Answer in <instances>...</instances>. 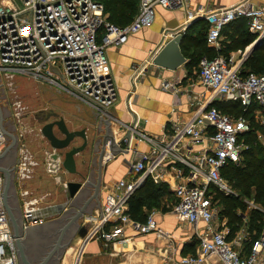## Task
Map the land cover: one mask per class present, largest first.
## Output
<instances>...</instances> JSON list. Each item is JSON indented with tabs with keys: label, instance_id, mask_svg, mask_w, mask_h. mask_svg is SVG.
<instances>
[{
	"label": "built area",
	"instance_id": "built-area-1",
	"mask_svg": "<svg viewBox=\"0 0 264 264\" xmlns=\"http://www.w3.org/2000/svg\"><path fill=\"white\" fill-rule=\"evenodd\" d=\"M186 2L189 0H139L133 20L120 26L107 20L100 0H0V73L23 74L49 84L105 116L117 99L108 48L121 47L131 35L152 26L158 6L175 9L189 6ZM200 18L208 24V46L217 51L223 48V29L240 19L246 20L255 39L244 50L201 58L199 78L208 95L203 101L196 98L192 102L191 117L174 122L168 134L156 138L133 124L128 125L130 137L123 136L119 154H135L129 161L132 177L119 179L107 194L99 221L92 223L94 232L107 244H126L132 238L125 236L129 227L137 235L155 233L169 238L172 244V233L159 226L155 209L144 222L131 218L128 213L131 195L145 180L150 177L155 182H163L171 168L176 180L170 187L175 198L171 211L178 222L192 227L198 242L195 251L187 254L170 247L167 263L203 264L216 257L222 264H264V229L246 253L242 243L247 240V231L244 229L234 239H228L230 228L221 222L219 207L211 192L212 187L223 192L229 190L222 169L230 162L239 163L243 159L248 145L241 136L252 128L245 116L224 113L215 102L236 101L245 108L255 103L260 122L264 123V72L244 73L242 68L252 46L259 41L260 45L264 43V0H238L212 9L197 3L187 12L182 29ZM146 66L135 67L134 75L144 72ZM163 87L173 86L165 82ZM3 120L0 105V153L8 150ZM132 136L136 142L147 143L148 149L138 150L132 145ZM51 153L47 170L60 173L61 160H54ZM117 155L108 152L103 162ZM57 182H60L59 176ZM4 187L5 178L0 172V264H21ZM42 222L33 208L27 207L22 214L23 229Z\"/></svg>",
	"mask_w": 264,
	"mask_h": 264
},
{
	"label": "crops",
	"instance_id": "crops-1",
	"mask_svg": "<svg viewBox=\"0 0 264 264\" xmlns=\"http://www.w3.org/2000/svg\"><path fill=\"white\" fill-rule=\"evenodd\" d=\"M236 1L238 0H219V2L212 0H189L190 4L186 2L189 6H182L175 9H166L158 6L152 26L131 35L127 43L121 47L108 48L107 56L109 59V69L117 88V99L113 105L108 107V111L112 115H108L109 118L100 114L90 105L75 99L67 93L55 89L54 92H57L56 94L59 95V100H56V98L53 100L52 98L45 99L47 103L45 108L51 106L58 111L64 116L71 129L86 128V133L89 139L87 148L76 156L79 175L66 174V179L80 181L83 180L80 175L82 174V176H86L87 180L91 181L93 184L97 183L99 179L101 182L100 202L92 200L88 204L85 215L77 223L73 224L66 230L63 241L72 238L77 232L78 227L83 223L87 221H90L91 223L99 221L100 211L105 204L106 196L109 192L113 191L115 183L119 179H131L132 177V173L129 170V161L135 157V154L130 153L122 155L119 154V152L117 153L118 155L116 158H113L105 164L103 162L102 175H99V150L96 147L97 139L105 134V129L107 128L105 127L106 125L102 123V121H104L102 118L111 121V133L115 135L117 140H120L123 136H126V134L129 133L127 128L130 124L135 125L144 133L157 138L164 133L168 134L174 122L186 121L189 119L194 112V105H192V102H194L196 98L203 101L208 95V92L205 91V88L202 85L199 74L196 79L193 77L197 72L195 67L190 68L185 64L176 70H166L152 66L148 71L144 70V74L138 73L134 75L133 66L137 65L142 68L147 65L146 67H148L149 63L147 64V62L150 55L158 51L163 43L170 39L173 31L182 30V27L186 24L187 12L192 10L195 4L201 3L204 4L207 9H212L218 4L230 5ZM194 23L196 24L197 21ZM223 42L224 41H222V44ZM187 61L189 62L190 60L187 58ZM165 82L170 83L173 87L168 89L164 88L163 85ZM51 91L53 92V90ZM63 100L66 102L65 105L62 104ZM257 115L258 117L256 116V119L257 121H260L259 114ZM40 127H42V123ZM40 136L42 137L43 145L42 176L37 171L35 174L26 171L27 175H23L28 181L23 185L19 184L17 187L14 185L17 190L15 192L19 207L15 205L16 210L14 211L13 216L18 223L22 248L31 264H33L31 260H33L40 252V250L34 246L33 240L35 237L32 238L35 230H42L43 250V246L52 238V236L56 235L58 232V237L60 236L62 228L59 229L57 225L64 224L65 226L70 218L77 212V209L88 199V195H91L93 192L89 191V194L83 195L72 207H62L68 200L67 194L62 191L61 182H57V177L60 173H50L47 170V158L52 150L50 149L47 139L43 137L41 133ZM132 139V145H136L138 150L145 151L148 149L147 143L136 142L133 136ZM81 142L82 138L77 137L74 144L79 145ZM196 149H199V147H196ZM108 152L109 151H107V153ZM28 153L36 155L39 151H28L26 148H23V152L21 153L17 150L11 152L6 150L0 153V168L6 167L4 165L7 164L4 163L8 159L13 161L11 167H14L19 160V154L21 157L20 161L23 162L22 165L24 163L26 164V161H30ZM31 154L30 156L33 157ZM13 169H16V171L13 170V179H15V173H18V170L20 169L19 167ZM163 182H166L169 187H172V185L175 184L176 180L171 168L165 173ZM23 193L30 195L34 200H31L24 206L21 205V195ZM164 199L165 198L162 200ZM174 202L175 199L172 198L171 204L166 203V205L173 206ZM27 207L33 208L34 213L38 217H41L43 222L38 225L30 226L27 229H23L22 214ZM170 217L172 219L174 218L178 223V219L173 214V211H158L156 214V220L161 228H163V225L168 224ZM221 222L227 225V220L225 218L221 219ZM244 227L245 226H243L237 234L242 233L241 231L244 230ZM245 228L247 230L246 234L248 240L250 239L251 234L247 227ZM94 229L95 225L92 224L89 229L88 238L85 240H79L74 243L75 245H71L72 250L75 249L81 253L84 262L83 264H166V255L171 251L168 250L167 252L169 253L164 252V245L171 246V248L176 247L178 249L177 252L182 250V253L183 249L192 242V238L196 241L195 247H193L194 250L196 249L198 242L197 238L194 236L192 227V233L188 236L183 233H177L176 230H173L172 226L168 227L167 231L172 233L173 237L172 244L170 242L167 243L164 237H159L155 233L137 235L129 227L125 230V236L132 237L131 241H128L126 244H107L104 240L97 237ZM178 239L182 241L178 242ZM247 240L242 243L245 252H247L245 248V242ZM17 248L20 262L21 264H24L21 260L19 247ZM193 248L188 250V252L193 250ZM51 249L49 251H51ZM48 252L46 254H48ZM66 253L62 256V261H67L70 256ZM203 264L222 263L218 259L212 260L209 258Z\"/></svg>",
	"mask_w": 264,
	"mask_h": 264
},
{
	"label": "trees",
	"instance_id": "trees-1",
	"mask_svg": "<svg viewBox=\"0 0 264 264\" xmlns=\"http://www.w3.org/2000/svg\"><path fill=\"white\" fill-rule=\"evenodd\" d=\"M105 7L107 20L111 23L124 26L129 24L138 12L139 0H100ZM202 27H199V26ZM208 24L200 19L193 23L187 30L182 40L181 47L185 56L190 60L187 65L192 68L198 66L203 56L214 57L218 54L229 55L239 49L244 50L255 39L249 32L246 20L240 19L230 23L222 31L224 36L223 48L215 50L207 44ZM264 43L252 52L242 68L247 72H264ZM215 105L224 113L234 117L245 116L251 121L252 128L244 133V139L250 147L243 152V159L239 163L230 162L222 169V177L227 175L229 182L238 190V194H229L212 187L213 199L221 205L220 219L227 220L230 228L228 239L232 240L237 232L247 227L251 237L245 242L246 253H249L256 239L260 236L264 226V145L258 139L260 132L264 134V123L257 121V105L252 103L245 108L236 101H217ZM262 135V134H261ZM263 137V135H262ZM170 193L174 198L173 191L166 182H155L152 178L145 180L128 201V213L131 218L144 222L147 215L155 207H160L162 199ZM173 195V196H172ZM175 199V198H174ZM252 202L253 205H250ZM172 205H164L165 211H171ZM145 209H150L148 212ZM196 241H192L182 254L194 252ZM188 252V250L192 249Z\"/></svg>",
	"mask_w": 264,
	"mask_h": 264
},
{
	"label": "rangeland",
	"instance_id": "rangeland-1",
	"mask_svg": "<svg viewBox=\"0 0 264 264\" xmlns=\"http://www.w3.org/2000/svg\"><path fill=\"white\" fill-rule=\"evenodd\" d=\"M212 1L219 2V0H212ZM199 27H202V26L200 25ZM261 65H263V68H264V62ZM152 66L154 65L149 64L148 67H146L145 71H148V69ZM135 67H137V65H134L133 69ZM195 68L197 72L196 74L193 75V77L196 79L199 74V69H198V66H195ZM145 71L142 73L144 74ZM50 89L53 90V92ZM54 89L57 90L55 87H52L46 83H41L39 81H36L27 75H23V74L22 75L21 74L10 75V74H5V73H0V105L2 108V117L4 119L3 121H4L6 134H7L6 146L8 147V151L17 150L19 153H21L23 152V148L24 149L26 148L28 151H32V150L39 151V153H37L36 155H32L30 153L33 157H31L30 154L28 153L30 161L29 162L26 161V164L24 163L23 165H22L23 162L20 161L21 157L19 154V157H18L19 160L18 161L16 160L17 164H15L16 162L14 163L15 164L14 168L19 167L20 170H18V173H15V177H14L15 179H13L14 171L10 172L12 176V180H10V184L8 188V194H9L8 204L10 206V210L12 214L16 210L15 205L19 207V203L16 197V192H15L17 190L15 187H17L19 184L23 185L25 182L28 181V179L24 177V175L25 176L27 175L26 171L31 174H35L37 171L42 176V146L43 145H42V137L40 136L41 132H39V129L41 128L40 127L41 123L38 122L34 118V115H35V112L46 107V104H47L45 101L46 98L47 99L52 98V100L56 98V100H59L58 99L59 95L56 94L57 92L56 93L54 92L55 91ZM62 104L64 105L66 104L65 100L62 101ZM255 115L258 117L257 113H255ZM260 133L263 135V137H259L258 139L264 145V134L262 132ZM243 138H244L242 139L243 142L247 144L248 147H250L249 144L245 141V137ZM45 146H46V143H45ZM4 164H7V165H4L6 166L5 168L12 169L13 167V166L11 167V165L13 164V161L10 159L6 160ZM3 176L5 178V175ZM226 177L227 175H224L223 179L227 183L229 190L226 191L225 193L234 194V195L238 194V190H236L233 187V184L229 182V180ZM21 196H22L21 205L23 206L26 203H29L31 200H34L32 199L30 195H27L25 193H23ZM164 198L165 199L162 200V204L160 205V207H155L153 209H155L156 211L158 210L160 212H170L168 210L165 211V209H163V204L164 205H166V203L171 204L172 202V197L170 193H168ZM249 203L250 205H253L252 202H249ZM149 210L150 209H146L147 212ZM220 211H221V205L219 204V212ZM63 226L64 224L57 225L59 229H61ZM170 226H172L173 230H176L177 233L179 234L183 233L184 235L188 236L189 234L192 233V229L189 225L182 224L180 222L177 223V221H175L174 218L172 219L171 217L169 218L168 224L163 225V229L167 230V228ZM244 229L246 230L245 227ZM33 235L34 236H32V238L35 237L33 240L34 246L35 248L39 249L40 252L31 261L33 264H38L47 255L46 253L52 248V245L58 239L59 232L56 235L52 236V238L48 240V242L45 243V245L43 246V250H42V230L40 231L35 230ZM164 239H166L167 243L170 241L169 238L164 237ZM69 240L65 239L63 243H67ZM180 241L182 240L178 239V242ZM192 241H195V239L192 238ZM74 243L75 242L69 243L70 246L69 245L68 246L70 248L67 246V248L64 247L63 249H60L58 253L55 254V256L52 257L51 260H49L46 264H77V261H78V264H81V263L83 264L84 262L82 260L81 253H79L78 250L71 249V245ZM170 247L168 245L167 246L164 245L163 247L164 252H167L168 250H170ZM65 253L70 256L68 257L67 261L65 260L62 261V256ZM211 259L217 260L216 257H213ZM166 264H168L167 261H166Z\"/></svg>",
	"mask_w": 264,
	"mask_h": 264
},
{
	"label": "water",
	"instance_id": "water-1",
	"mask_svg": "<svg viewBox=\"0 0 264 264\" xmlns=\"http://www.w3.org/2000/svg\"><path fill=\"white\" fill-rule=\"evenodd\" d=\"M203 19V18H200ZM196 19L191 23H188L184 29L179 31H171L170 39L166 40L163 45L160 47L158 51L152 53L149 57L148 62L150 64L166 69V70H176L182 65L187 64V57L182 51L181 43L184 39L186 30L196 21L200 20ZM260 42H256L252 48L250 49L249 54L254 52L260 46ZM39 112H42V119H39V122L42 123V127L40 129L41 134L48 141V144L51 148V156L54 160H61V172L59 174L61 189L67 194V202L62 206L63 208L67 206L75 205V202L78 201L83 195L89 194V191L92 192L91 195H88V199L83 203V205L77 209V212L70 218L67 224L62 227L60 236L53 244L51 251L40 261L38 264H46L52 255L58 252L60 249L64 247L67 248L69 243L77 242L79 240H85L89 236V229L92 226L90 221H87L80 225L77 229V232L73 235V237L67 242L63 243V238L66 233V230L71 227L73 224L77 223L84 215L86 211V207L92 200H97L100 202V191H101V182L100 179L97 183L93 184L91 181L87 180L86 176H82L83 180H67L66 174H77L79 175V171L77 168L76 156L83 152L88 146V136L86 133V128L81 129H71L64 116H62L58 111H56L53 107L43 108L40 111L35 112V115ZM44 114V115H43ZM108 115H111L110 112L105 115L106 118H109ZM112 116V115H111ZM106 118H102V123H104L107 127L105 129V134L102 137L97 139V148L99 150L98 154V167L99 175L102 174V167L104 156L109 151L111 154H117L121 147L123 138L117 140L115 135L111 133V121H108ZM77 137L82 138L83 143L80 145H75L74 141ZM126 137H130V133L126 134ZM105 164V163H104ZM11 169L0 168V172L5 173V187H4V197L6 207L10 216V219L13 224V229L16 237V244L19 247L21 260L24 264H31L28 260L27 256L24 253V250L21 245V235L18 227V223L14 218L10 206L8 204V188L10 184V180H12Z\"/></svg>",
	"mask_w": 264,
	"mask_h": 264
},
{
	"label": "flooded vegetation",
	"instance_id": "flooded-vegetation-1",
	"mask_svg": "<svg viewBox=\"0 0 264 264\" xmlns=\"http://www.w3.org/2000/svg\"><path fill=\"white\" fill-rule=\"evenodd\" d=\"M41 110H42V109H41ZM39 111H40V110H39ZM43 115H44V114H43ZM34 118L39 122V119H42V112H39L38 114L34 115ZM88 142H89V139H88ZM82 143H83V140H82V142H81L80 144H82ZM80 144H79V145H80ZM86 148H87V147H86ZM8 152H9V151H8ZM10 152H11V151H10ZM13 168H14V167H12V169H11L12 171L14 170ZM15 168H16V167H15ZM6 169H7V168H6ZM14 171H16V169H15ZM2 174L5 175L4 172H2ZM57 253H58V252H56L55 254H57ZM55 254L52 255V257H54ZM52 257H51V258H52ZM51 258H50V260H51Z\"/></svg>",
	"mask_w": 264,
	"mask_h": 264
},
{
	"label": "bare ground",
	"instance_id": "bare-ground-1",
	"mask_svg": "<svg viewBox=\"0 0 264 264\" xmlns=\"http://www.w3.org/2000/svg\"><path fill=\"white\" fill-rule=\"evenodd\" d=\"M77 257V256H76ZM76 263V262H75ZM77 264H78V261H77Z\"/></svg>",
	"mask_w": 264,
	"mask_h": 264
}]
</instances>
